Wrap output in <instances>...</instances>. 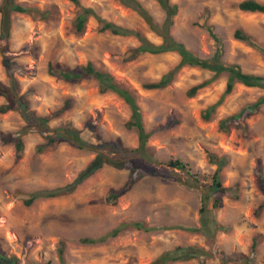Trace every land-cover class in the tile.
Wrapping results in <instances>:
<instances>
[{"label":"rangeland","instance_id":"rangeland-1","mask_svg":"<svg viewBox=\"0 0 264 264\" xmlns=\"http://www.w3.org/2000/svg\"><path fill=\"white\" fill-rule=\"evenodd\" d=\"M15 1L50 13L45 19L36 14H11L7 43L0 38V48L6 45L5 52L0 51V81L8 83V76L12 75L18 82L19 93L38 115L51 113L68 100L70 107L52 119L48 123L50 127L70 125L93 144L99 138L128 148L138 145L136 131L125 126L130 109L120 96L110 91L100 93L93 79L73 84L47 73L49 63L56 68H73L88 61L134 91L147 131L165 126L171 117L178 122L153 131L147 140V163L140 157L136 161L117 155V160L126 167L142 164L138 163L133 174L137 181L115 202L107 201L106 195L124 184L129 168L104 164L70 193L37 197L26 204L33 192L71 185L95 153L66 142L38 152L36 146L44 140L39 133L30 132L21 136L23 149L16 157L8 133L17 132L24 121L17 111L0 112V253L3 257L12 259V264L47 261L60 264L58 249L62 245L66 264H149L177 245H195L212 256L203 263L190 259L168 264H222L224 255H249L255 239L253 260L264 263V208L256 214L257 207L264 203L260 185V174L264 175V103L253 106L264 95V88L236 83L210 119L204 120V109L224 89L226 73L198 89L192 97L188 96L189 88L210 78L212 71L184 66L164 88L145 89L143 83L158 80L179 62L177 53H142L127 59L138 40L134 36L99 31L101 24L93 16L88 17L81 32L75 31L76 15L82 8H89L106 21L160 43L161 38L147 23L119 0ZM138 1L154 21H163L164 12L156 0ZM170 1L178 6L170 34L194 55L209 58L215 51L214 39L205 28L209 26L219 37L223 63H236L245 72L264 75V53L233 37L237 28L242 29L264 48V13L239 10L236 5L241 0ZM4 103L0 96V105ZM240 112L239 123L231 122L227 130L219 129L221 119ZM208 152L226 158L221 181L225 187L238 185L236 199L228 192L214 195L206 191L204 185L215 170V165L208 161ZM175 158L187 162L194 177L167 165ZM150 167L158 174L149 175ZM204 191L208 210L213 197L220 198L213 215L219 223L228 225L229 230L217 231L214 238L206 240L202 234L182 228L166 229L174 225L198 226ZM134 221L160 229L146 232L127 226L103 242L79 241L81 237L102 236L122 223Z\"/></svg>","mask_w":264,"mask_h":264},{"label":"trees","instance_id":"trees-1","mask_svg":"<svg viewBox=\"0 0 264 264\" xmlns=\"http://www.w3.org/2000/svg\"><path fill=\"white\" fill-rule=\"evenodd\" d=\"M77 3V0H72ZM122 4L134 10L148 25L149 29L161 38L160 43H153L149 41L145 36L141 35L139 32L118 26L112 22L106 21L98 17L93 10L89 8H82V10L76 15L73 24L76 32H81L88 17L93 16L97 19L99 26V31H109L111 34L119 36H134L138 40V45L132 49L130 55L127 59H133L142 53L150 54H160L164 52H175L179 55V62L170 70L165 72L156 81L146 82L142 84L145 89H160L167 86L173 79L176 72L184 66H198L201 68L209 69L213 72L210 78H207L200 83L192 85L188 90V96L192 97L195 95L196 91L200 88L206 87L211 82L216 80L222 73L227 74L224 89L219 96V98L209 106H207L203 113L202 118L204 120H209L212 114L215 112L218 106H220L224 98L230 94L236 83H240L246 87H259L264 88V75L248 73L241 69V67L236 64H225L220 60L221 57V44L219 42V37L212 32V28L205 26L207 31L210 33L215 43V51L209 58H201L194 55L190 50H188L185 45L176 40L170 34V27L173 24V18L177 13L178 6L172 3L170 0H156L164 12V19L161 23L154 21L152 15L147 11V9L138 0H119ZM237 8L244 12H258L264 13V1L257 0H241L237 3ZM12 13H22V14H36L42 17V19L48 18L50 11H41L36 7L27 6L25 4L16 2L15 0H1L0 2V38L7 40L10 36L11 29V14ZM233 37L240 41L247 43L249 46L259 49L264 53V48L259 44L255 37L242 29L237 28L233 32ZM6 45L0 48L1 53H4ZM4 67L7 69V60L3 58ZM47 73L59 80L67 83H79L83 79H93L97 82L98 90L100 93L114 92L124 102L128 105L130 109L129 119L126 121L125 126L128 129H134L137 134L138 145L135 148L124 147L120 144L115 145L112 141H106L98 138L96 144L83 139L79 130L70 125H62L57 127H50L48 123L58 117L64 110L70 107V102L65 100L63 105L58 107L56 110L45 115H38L34 110L30 109L29 102L19 93V85L17 80L9 74L8 83H3L0 81V96L4 98L5 103L0 105V112L4 113L7 111H17L24 121L22 127L17 130V132L8 133V140L12 141L15 146L16 157H19L23 149V141L21 136L30 133L37 132L41 135L44 142L36 146L38 152H42L44 149L50 146H56L59 143L66 142L67 144L76 147L78 149H86L93 151L95 153L92 161H90L87 166L80 171L78 177L71 185L68 187H56L52 189H45L39 193L33 192L30 197L25 200L26 204H31L33 200L37 197H57L70 193L76 186L84 180L86 177L91 175L96 169L104 164L110 165L114 168H126L128 170V176L124 184L116 190H109L106 195V200L111 199L115 202L118 197H120L124 192H126L136 181L138 177H134L133 174L138 168V163H132L131 167H126L125 163L117 160V155L126 156L130 158H136V161L140 157L143 163H147L148 160L145 158L149 156L147 154V140L150 135L155 130H161L165 126L169 127L178 122L175 117H171L165 126H158L154 130L147 131L144 128L142 122V115L139 106L136 101V96L133 90H129L124 84L117 82L114 77L104 69L96 67L92 62L88 61L85 64L64 68H56L50 63L47 66ZM264 103V95L259 97L253 106H258ZM240 113L232 114L219 122V129L227 130L228 124L231 122H240ZM109 152V153H108ZM207 158L209 163L215 165V170L211 176V179L207 185H204L207 192L211 194H219L221 192L231 193L232 198L236 199L238 185L234 184L230 187H225L222 185L221 181V170L226 164V158L224 156H217L214 153L208 152ZM167 165L185 171L187 174H192L189 164L180 158L170 159ZM143 174V173H141ZM149 175L158 174L157 170L150 167L148 171ZM191 176L194 177V174ZM196 181L197 179L194 178ZM260 185L264 190V175L260 174ZM220 204V198L218 196L213 197L211 208L208 210L206 205V195L205 191L201 198V206L199 208V225L185 227L180 225H174L167 227L166 229L172 228H182L189 232L202 234L206 240H211L214 238L217 231L226 232L229 230L228 225L219 223L214 215L213 210H215ZM264 208V203H261L256 210V214ZM212 209V210H211ZM211 210V212H210ZM127 226H133L137 229H141L146 232L159 230L160 227H150L145 225L141 221H134L128 223H122L120 226L112 229L107 234L98 237H81L79 241L84 244H94L97 242H103L108 237H114L117 233ZM256 248V240L253 239L250 247L249 255H239L230 254L224 255L222 257V264H264L261 262H256L253 260L254 250ZM0 256H3L0 253ZM212 254L202 247L195 245H177L170 250L162 252L157 258L151 261L149 264H168L169 262L175 261H186L190 259H197L200 263H203L205 259L211 257ZM58 258L60 264H66L63 258L62 245L58 249ZM44 264H51L47 261Z\"/></svg>","mask_w":264,"mask_h":264},{"label":"water","instance_id":"water-1","mask_svg":"<svg viewBox=\"0 0 264 264\" xmlns=\"http://www.w3.org/2000/svg\"><path fill=\"white\" fill-rule=\"evenodd\" d=\"M0 264H12V259L7 258V257H1Z\"/></svg>","mask_w":264,"mask_h":264},{"label":"flooded vegetation","instance_id":"flooded-vegetation-1","mask_svg":"<svg viewBox=\"0 0 264 264\" xmlns=\"http://www.w3.org/2000/svg\"><path fill=\"white\" fill-rule=\"evenodd\" d=\"M3 257V256H0V258Z\"/></svg>","mask_w":264,"mask_h":264}]
</instances>
